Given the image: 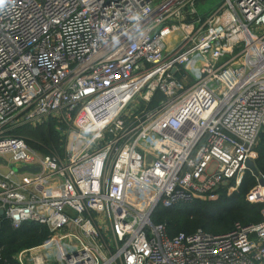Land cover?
Returning a JSON list of instances; mask_svg holds the SVG:
<instances>
[{"label":"built area","instance_id":"2783aa9c","mask_svg":"<svg viewBox=\"0 0 264 264\" xmlns=\"http://www.w3.org/2000/svg\"><path fill=\"white\" fill-rule=\"evenodd\" d=\"M51 118L62 151L16 133ZM263 132L264 0H0V157L40 167L0 163V228L50 232L17 264H264V210L223 234L154 222L238 190Z\"/></svg>","mask_w":264,"mask_h":264},{"label":"trees","instance_id":"16d2710c","mask_svg":"<svg viewBox=\"0 0 264 264\" xmlns=\"http://www.w3.org/2000/svg\"><path fill=\"white\" fill-rule=\"evenodd\" d=\"M176 78L183 80L184 73L178 71ZM16 133L37 145L44 153L59 148L64 136L54 118L37 126H23ZM260 138L255 147V161L260 173L264 175V132ZM256 185V177L247 171L242 184L232 194L222 193L217 200L197 199L173 208L159 207L154 213V222L165 223L170 236L181 232L190 233L198 228L213 234H223L231 231L237 222H261L264 203H251L247 200V195ZM49 234L43 224L26 222L14 228L9 221L3 222L0 228V264H17L15 256L19 251L42 243Z\"/></svg>","mask_w":264,"mask_h":264},{"label":"rangeland","instance_id":"374dc122","mask_svg":"<svg viewBox=\"0 0 264 264\" xmlns=\"http://www.w3.org/2000/svg\"><path fill=\"white\" fill-rule=\"evenodd\" d=\"M222 0H201L200 2H199V9H200V11H202V12H209V11H211L212 9H214V8H216L219 4H220V2H221ZM163 96L162 95H160V94H158L157 96H156V98H155V101H154V103H153V105L154 104H156L161 98H162ZM139 104H141V100H137L136 102H135V105H139ZM55 119V118H54ZM55 123H56V125L58 126V127H61V124H59V121L57 120V119H55ZM62 128H63V131H64V126L62 125ZM60 131H61V129H60ZM261 140V138H259V140H258V143H257V145L259 144V141ZM65 142H67V139H66V136H63V139H62V143L59 145V148H53V150H51L52 152L53 151H62V150H60L61 149V145H63L64 146V144H65ZM256 145V146H257ZM30 146L32 147V148H34V149H38V146L37 145H34V144H31L30 143ZM63 149V148H62ZM228 191H229V189L227 190H225L224 191V193H227V194H229L228 193ZM223 193V194H224ZM264 210V209H263Z\"/></svg>","mask_w":264,"mask_h":264},{"label":"water","instance_id":"95a60500","mask_svg":"<svg viewBox=\"0 0 264 264\" xmlns=\"http://www.w3.org/2000/svg\"><path fill=\"white\" fill-rule=\"evenodd\" d=\"M0 163H4L5 165H9L12 169H14L16 172H24V171H32V172H37L40 171V167L38 166H31L27 165L24 167H16L14 164H9L8 161L4 160L3 158L0 157ZM247 166L249 170L253 173L254 176H260V171L257 167V164L254 160H249L247 162ZM260 183L261 185H264V178H260ZM1 214H3V211H0Z\"/></svg>","mask_w":264,"mask_h":264},{"label":"crops","instance_id":"0c3cea01","mask_svg":"<svg viewBox=\"0 0 264 264\" xmlns=\"http://www.w3.org/2000/svg\"><path fill=\"white\" fill-rule=\"evenodd\" d=\"M201 0H199V2H200Z\"/></svg>","mask_w":264,"mask_h":264}]
</instances>
